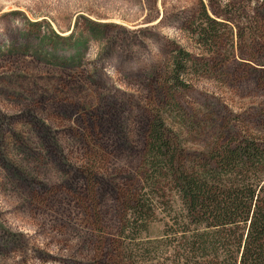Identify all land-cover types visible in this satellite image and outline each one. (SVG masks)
<instances>
[{
    "label": "rangeland",
    "instance_id": "374dc122",
    "mask_svg": "<svg viewBox=\"0 0 264 264\" xmlns=\"http://www.w3.org/2000/svg\"><path fill=\"white\" fill-rule=\"evenodd\" d=\"M174 44L209 60L185 145L264 144V0H0V264H185L159 210L120 230Z\"/></svg>",
    "mask_w": 264,
    "mask_h": 264
},
{
    "label": "trees",
    "instance_id": "16d2710c",
    "mask_svg": "<svg viewBox=\"0 0 264 264\" xmlns=\"http://www.w3.org/2000/svg\"><path fill=\"white\" fill-rule=\"evenodd\" d=\"M200 13L195 40L214 42L211 31L224 22L204 7ZM168 54L157 88L161 99L146 124L138 189L126 198L121 233L135 238L159 210L182 226L184 240L177 244L185 264H264V144L246 137L189 149L186 140L199 128L177 95L204 75L209 60L177 44Z\"/></svg>",
    "mask_w": 264,
    "mask_h": 264
}]
</instances>
